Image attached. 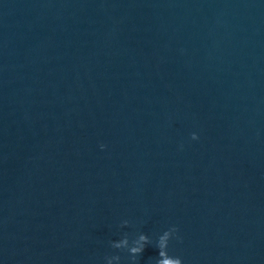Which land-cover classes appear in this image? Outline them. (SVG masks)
I'll use <instances>...</instances> for the list:
<instances>
[{"label":"water","instance_id":"obj_1","mask_svg":"<svg viewBox=\"0 0 264 264\" xmlns=\"http://www.w3.org/2000/svg\"><path fill=\"white\" fill-rule=\"evenodd\" d=\"M168 254L264 264V0H0V264Z\"/></svg>","mask_w":264,"mask_h":264},{"label":"clouds","instance_id":"obj_2","mask_svg":"<svg viewBox=\"0 0 264 264\" xmlns=\"http://www.w3.org/2000/svg\"><path fill=\"white\" fill-rule=\"evenodd\" d=\"M196 138H197L196 134H193L192 139H196ZM100 147L103 148L104 145H100ZM175 231H176L175 228L171 227L165 230L161 235H159L156 240L157 248L161 250H165L167 252V246H168L169 239L170 237L175 235ZM147 243H148V237L145 236L144 234H140L139 237L130 246L128 245L127 239L122 238L119 241L113 242V247H116V248L126 247L129 252V255L132 257L133 260H135L137 255L141 253V251L144 249ZM170 257L173 260V264H182L181 260L178 257H172V256ZM115 259H118V258H115V257L112 258L111 260L108 261V264H113V260ZM155 264H159V261L158 260L155 261Z\"/></svg>","mask_w":264,"mask_h":264}]
</instances>
